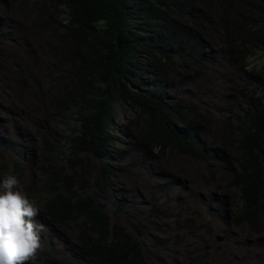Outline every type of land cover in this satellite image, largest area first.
Here are the masks:
<instances>
[{
	"label": "trees",
	"instance_id": "trees-1",
	"mask_svg": "<svg viewBox=\"0 0 264 264\" xmlns=\"http://www.w3.org/2000/svg\"><path fill=\"white\" fill-rule=\"evenodd\" d=\"M33 1L34 17L58 6L66 13L58 43L69 78L60 89L62 102L58 97L49 103L55 112L64 111L63 117L36 127L35 133L42 160L38 172L47 193L42 216L54 229H72L75 235L70 253L55 254L46 247L35 262L90 264L76 260L81 254L94 264H149L141 245L121 224L112 223L107 211L129 146L112 134L114 103L128 105L143 120L142 140L151 148V160L154 149L204 164L231 162L229 187L242 202L236 219L249 232L262 233L264 73L253 74L256 68L249 69L247 58L264 48V0ZM4 30L0 18V45ZM218 54L237 60L242 106L228 138L203 142L207 116L167 87L187 86L193 96L190 88L213 72ZM2 111L0 104V177L10 169L21 177L25 167L17 158L25 157L27 149L13 144ZM118 143L122 148L115 147ZM9 151L15 155L12 162ZM87 175L90 184L84 181ZM151 211L161 212L154 205Z\"/></svg>",
	"mask_w": 264,
	"mask_h": 264
},
{
	"label": "rangeland",
	"instance_id": "rangeland-1",
	"mask_svg": "<svg viewBox=\"0 0 264 264\" xmlns=\"http://www.w3.org/2000/svg\"><path fill=\"white\" fill-rule=\"evenodd\" d=\"M36 9L33 0H0V18L5 26L1 34L5 42L0 45L4 54L0 56L1 117L6 120L4 128L13 144L27 149L25 157L17 158L25 167L18 178L21 190L40 208L35 219L45 228L41 233L43 248L68 254L75 245L74 231L54 229L42 216L47 193L38 172L42 160L35 133L36 127L63 117L64 111H57L58 115L49 103L58 97L62 102L64 93L60 89L69 78L58 43L66 13L58 6L34 17ZM247 62L249 69L256 68L253 74L264 73V48L256 50ZM235 64L236 58L229 60L218 54L213 72L200 76L198 86L190 88L193 96L188 95L187 86L167 87L173 97L195 104L207 116L203 142L224 140L237 126L235 115L241 110L242 100L237 90L241 77ZM176 78L181 76L176 73ZM114 114L112 134L129 146L126 162L117 168L119 180L106 201L107 211L112 223L121 224L141 245L149 264H264V231L253 234L236 219L242 202L238 191L229 187L234 165L204 164L154 149L151 160V148L142 140L143 120L128 105L114 103ZM115 147L122 148L120 143ZM261 155L264 157V153ZM9 159H15L11 151ZM88 165L87 161L83 168ZM94 169L93 165L90 172ZM3 174L0 180L14 173L10 169ZM85 180L90 184L88 175ZM119 201L123 203L117 208ZM152 205L161 212L151 211ZM76 260L94 264L81 254Z\"/></svg>",
	"mask_w": 264,
	"mask_h": 264
},
{
	"label": "clouds",
	"instance_id": "clouds-1",
	"mask_svg": "<svg viewBox=\"0 0 264 264\" xmlns=\"http://www.w3.org/2000/svg\"><path fill=\"white\" fill-rule=\"evenodd\" d=\"M20 184L14 174L0 180V264H35L43 250L45 228L35 219L40 208Z\"/></svg>",
	"mask_w": 264,
	"mask_h": 264
},
{
	"label": "water",
	"instance_id": "water-1",
	"mask_svg": "<svg viewBox=\"0 0 264 264\" xmlns=\"http://www.w3.org/2000/svg\"><path fill=\"white\" fill-rule=\"evenodd\" d=\"M218 239H219V240H222V239H223V237H222V236H218Z\"/></svg>",
	"mask_w": 264,
	"mask_h": 264
}]
</instances>
